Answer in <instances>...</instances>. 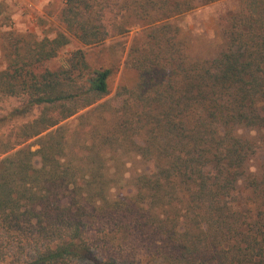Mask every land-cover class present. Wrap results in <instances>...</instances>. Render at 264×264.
<instances>
[{"label": "trees", "instance_id": "16d2710c", "mask_svg": "<svg viewBox=\"0 0 264 264\" xmlns=\"http://www.w3.org/2000/svg\"><path fill=\"white\" fill-rule=\"evenodd\" d=\"M63 1L53 38L0 34V264H264V0L206 58L177 19L222 0ZM137 27L131 88L52 66Z\"/></svg>", "mask_w": 264, "mask_h": 264}, {"label": "rangeland", "instance_id": "374dc122", "mask_svg": "<svg viewBox=\"0 0 264 264\" xmlns=\"http://www.w3.org/2000/svg\"><path fill=\"white\" fill-rule=\"evenodd\" d=\"M241 2L242 0H222L178 18L177 23L185 29L189 40L188 52L199 58L214 55L221 43L219 18L228 12L236 11ZM63 7V0H0V34L6 31L27 32L33 34L36 39L53 38L61 28L59 15ZM140 30L141 28L137 27L127 35L111 34L103 44L95 47H86L77 40H72L60 51L52 66H58L73 51L84 50L92 67L103 65L112 68L110 96H113L118 87L131 88L137 81V74L128 66L126 58L131 40ZM3 64L0 49V66ZM20 106L22 102L19 99L0 100V114ZM34 114L25 120H30ZM77 122V119H73L71 124L75 125ZM258 138L264 144V131L258 134Z\"/></svg>", "mask_w": 264, "mask_h": 264}]
</instances>
